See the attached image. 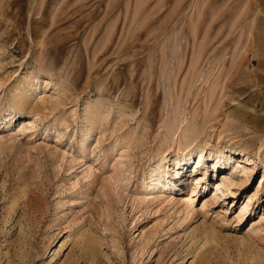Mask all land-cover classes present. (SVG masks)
<instances>
[{"label": "rangeland", "instance_id": "1", "mask_svg": "<svg viewBox=\"0 0 264 264\" xmlns=\"http://www.w3.org/2000/svg\"><path fill=\"white\" fill-rule=\"evenodd\" d=\"M0 264H264V0H0Z\"/></svg>", "mask_w": 264, "mask_h": 264}, {"label": "bare ground", "instance_id": "2", "mask_svg": "<svg viewBox=\"0 0 264 264\" xmlns=\"http://www.w3.org/2000/svg\"><path fill=\"white\" fill-rule=\"evenodd\" d=\"M49 84V83H48ZM30 120H32V119H24V120H22V122H20L21 123V125H24V124H27V123H31V121ZM181 129V128H180ZM186 129V128H185ZM184 130V129H183ZM170 131V130H169ZM171 132V131H170ZM185 132H186V130H185ZM185 132H184V134H182L181 135V137H179V142L177 143L178 144V149L179 148H181L182 146H184V148H185V150L186 149H188V148H190V146H191V144H192V142H188L186 139H188V138H186V136L185 135H187V133L185 134ZM187 136H189V135H187ZM173 138V137H172ZM163 140H166V139H163ZM167 141V140H166ZM165 141V142H166ZM163 144H165V143H163ZM162 146V145H161ZM193 146V145H192ZM201 145L199 144V147H200ZM164 147V146H163ZM162 147V148H163ZM177 149V150H178ZM183 149V148H182ZM203 146H201V148H200V151L199 152H202L203 151ZM181 150V149H180ZM210 151H214V147H211V149H210ZM216 151V150H215ZM211 153V152H210ZM222 153V152H221ZM202 153L200 154V158H199V160L195 163V164H193L188 170H187V168L185 169V166L187 165V161L188 160H190V159H188V158H186L184 155L182 156V157H180L179 158V156L177 155V154H175V162L177 163V166H179V165H183V166H181V167H175V169H174V171H172L171 173H169L168 174V172L167 171H163V173H161V172H159L158 174H157V177H156V181H155V183H154V186L153 187H156V186H158V185H161V188L162 189H165V188H168V189H170V190H179V191H182L183 192V190L185 189V188H187L188 186H190V185H192V184H194V183H197V182H199L200 180H201V178H199V176H200V173L199 172H201V166H202ZM163 159H165L164 157H163ZM163 159H161V161L163 160ZM173 159V160H174ZM228 159H231V157H229ZM220 161H222L221 160V157H217L216 158V161L214 162L215 164L214 165H218L219 163H220ZM159 166V165H158ZM240 172H244V168H243V166H241L239 163H238V161H236V166H230L229 167V169L228 170H226V172L224 173V178H223V180H221V181H219V183H218V185L219 186H222V185H226V183H225V181L227 182L228 180L231 182V183H234V181H233V179L231 180L230 178H231V176L230 175H232L233 173H240ZM170 175L171 176H173V177H175V179L174 180H171V181H169L168 179H169V177H170ZM163 179H166V182H162V180ZM225 179V180H224ZM236 181V180H235ZM230 182H228V183H230ZM238 182H242V179H238ZM230 183V184H231ZM218 188V187H217ZM164 191V190H163ZM186 200V199H185ZM184 200V201H185ZM64 246V244L63 243H61V245H60V249L62 248ZM9 262V261H8ZM6 263H7V261H6Z\"/></svg>", "mask_w": 264, "mask_h": 264}]
</instances>
